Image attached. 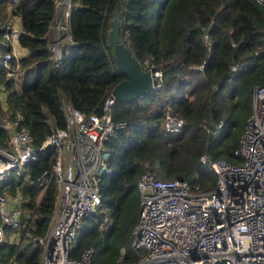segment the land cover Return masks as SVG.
<instances>
[{"label":"trees","instance_id":"obj_1","mask_svg":"<svg viewBox=\"0 0 264 264\" xmlns=\"http://www.w3.org/2000/svg\"><path fill=\"white\" fill-rule=\"evenodd\" d=\"M61 1L19 0L10 8L9 0H0V22L9 14L18 18L19 46L27 51L16 83L0 65V126L19 113L37 150L28 178L9 181L10 192L20 193L22 208L35 212L33 233L44 234L56 189L51 181L41 195L38 179L51 168L54 149H39L54 129L65 127L62 102L85 114L98 112L125 79L108 39L118 5L121 42L142 68L161 73L160 87L128 103L115 101L114 120L124 126L107 144L110 171L99 179L100 214L86 220L72 256L92 248L90 264H131L139 258L132 244L140 212L137 183L145 171L208 191L215 174L202 156L241 163L234 151L252 112L253 90L264 86V8L255 0H70V40L56 62L47 34ZM167 114L183 120L180 132L165 131ZM5 135L0 127V146ZM18 247L0 243L1 264L40 263L34 244Z\"/></svg>","mask_w":264,"mask_h":264},{"label":"built area","instance_id":"obj_2","mask_svg":"<svg viewBox=\"0 0 264 264\" xmlns=\"http://www.w3.org/2000/svg\"><path fill=\"white\" fill-rule=\"evenodd\" d=\"M18 2L9 0L10 8ZM255 2L264 8V0ZM68 15L69 10L65 18ZM17 21L9 14L0 22V65L15 83L22 75L20 60L26 56L19 46L23 31ZM64 25L66 34L55 36L50 45L56 62L62 57L63 41L70 38ZM61 29L59 24L57 30ZM155 77L160 87L157 70ZM114 104L110 93L98 112L85 114L62 102L65 127L54 129L39 149H54L51 168L38 179L41 195L51 181L56 189L52 217L42 235L33 233L36 214L22 208V195H12L9 183L28 178L27 165L36 159L32 136L21 126L19 113L2 120L6 135L0 146V243L13 236L16 240L9 241L19 250L29 241L40 249L39 264H90L92 248L78 258L72 255L86 220L100 214L99 179L110 171L107 144L124 126L114 120ZM183 127L181 118L166 115V132L178 133ZM234 154L241 158L240 164L200 158L215 174L214 187L208 191L182 179H157L149 170L141 175L137 183L140 212L132 244L139 258L131 264H264V86L253 90L252 112Z\"/></svg>","mask_w":264,"mask_h":264},{"label":"water","instance_id":"obj_3","mask_svg":"<svg viewBox=\"0 0 264 264\" xmlns=\"http://www.w3.org/2000/svg\"><path fill=\"white\" fill-rule=\"evenodd\" d=\"M119 27L120 16L119 6L117 5L114 17L110 23L108 39L113 46V59L116 68L125 76V79L113 87L111 95L115 101L128 103L152 93L159 87H157L158 80L155 77L156 69L146 70L140 66L131 51L121 42ZM33 151L37 153V150L34 149Z\"/></svg>","mask_w":264,"mask_h":264},{"label":"rangeland","instance_id":"obj_4","mask_svg":"<svg viewBox=\"0 0 264 264\" xmlns=\"http://www.w3.org/2000/svg\"><path fill=\"white\" fill-rule=\"evenodd\" d=\"M69 9V3H68V0H62L58 5H57V9H56V15L53 19V22H52V25H51V29L50 31L48 32L47 34V37L48 39H50L52 41V33H53V28H57L59 27V25L57 24V20L58 18L60 17V23L59 24H62V28L61 31H60V34L61 36L64 34V28H65V14H66V11ZM66 29V28H65ZM63 45H66V43L64 42ZM8 235H9V232H8ZM8 240H16V238H13V236H10L7 238Z\"/></svg>","mask_w":264,"mask_h":264},{"label":"crops","instance_id":"obj_5","mask_svg":"<svg viewBox=\"0 0 264 264\" xmlns=\"http://www.w3.org/2000/svg\"><path fill=\"white\" fill-rule=\"evenodd\" d=\"M66 19V18H65ZM58 21L60 22L61 20H60V17L58 18ZM17 23H19V20L17 21ZM65 23L67 24V21L65 20ZM53 33H52V42H53V40H54V38H55V36H57L58 34H60V31L59 30H57V28H53ZM66 34V30H64V34L62 35V36H64ZM61 35V34H60ZM70 40V38H66L63 42H67L68 43V41ZM24 53H26L27 54V51L26 50H24V49H21Z\"/></svg>","mask_w":264,"mask_h":264},{"label":"clouds","instance_id":"obj_6","mask_svg":"<svg viewBox=\"0 0 264 264\" xmlns=\"http://www.w3.org/2000/svg\"><path fill=\"white\" fill-rule=\"evenodd\" d=\"M69 10V9H68ZM68 18V17H67ZM67 18H66V21H67ZM67 26H68V24H67ZM68 29H69V27H68ZM69 35H70V33H69ZM64 44V43H63ZM63 46V45H62ZM4 120V119H3Z\"/></svg>","mask_w":264,"mask_h":264},{"label":"bare ground","instance_id":"obj_7","mask_svg":"<svg viewBox=\"0 0 264 264\" xmlns=\"http://www.w3.org/2000/svg\"><path fill=\"white\" fill-rule=\"evenodd\" d=\"M59 23H60V22L57 20V24H58V25H59Z\"/></svg>","mask_w":264,"mask_h":264}]
</instances>
